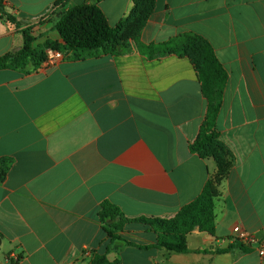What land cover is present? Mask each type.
<instances>
[{"label":"crops","instance_id":"crops-1","mask_svg":"<svg viewBox=\"0 0 264 264\" xmlns=\"http://www.w3.org/2000/svg\"><path fill=\"white\" fill-rule=\"evenodd\" d=\"M0 57L15 54L31 28L34 46L62 41L54 28L61 0H3ZM98 4L115 27L132 0ZM204 37L228 73L217 120L234 165L216 199V235L188 236L189 253L152 248L156 234L130 224L136 246L108 254L121 264H264L253 247L231 244L241 225L264 239V0H156L127 53L74 58L32 73L0 70V264H91L110 238L100 211L128 219H171L203 192L216 163L191 151L207 101L191 59L139 48L181 34ZM149 246L148 249L144 247ZM91 249L93 257L86 255Z\"/></svg>","mask_w":264,"mask_h":264},{"label":"trees","instance_id":"trees-1","mask_svg":"<svg viewBox=\"0 0 264 264\" xmlns=\"http://www.w3.org/2000/svg\"><path fill=\"white\" fill-rule=\"evenodd\" d=\"M69 1L61 0L55 7L54 28L61 34L62 41L49 40L36 47V37L31 33V28H28L23 32L24 45L21 50L0 57V70L14 69L27 74L36 72L45 61L48 49L60 51L65 55L72 53L74 58L125 54L129 50L127 36L132 37L134 41L140 40L156 5V0H132V9L128 15L113 27L98 4L85 2L65 9ZM0 18L16 23L5 11L3 0H0ZM139 48L149 56L174 53L191 59L207 101L206 115L199 136L191 145V151L202 158L214 160L217 170L208 180L201 195L185 205L171 219H128L115 205L104 204L99 216L104 231L110 238V244L104 253L95 255L91 264H121L119 261L110 262L108 254L119 252L127 246H136L121 235L130 224L148 227L157 236L156 243L150 247L165 249L171 253H189L188 236L196 229L215 236L216 199L221 193L223 181L234 165L233 154L221 141L217 131L228 73L217 58L212 45L200 35L185 33L160 44L139 43ZM8 169V159L0 158V182L5 180ZM144 248L148 249L149 246Z\"/></svg>","mask_w":264,"mask_h":264},{"label":"built area","instance_id":"built-area-1","mask_svg":"<svg viewBox=\"0 0 264 264\" xmlns=\"http://www.w3.org/2000/svg\"><path fill=\"white\" fill-rule=\"evenodd\" d=\"M64 56L65 54L60 51L48 49L46 51V59L42 63V67L47 68L55 66L58 62L64 59ZM227 240L231 244L241 243L246 247H254L258 254L261 257H264V239H257L241 225H236L233 227L232 233ZM86 255L89 257H93L92 250L88 248L86 251Z\"/></svg>","mask_w":264,"mask_h":264}]
</instances>
